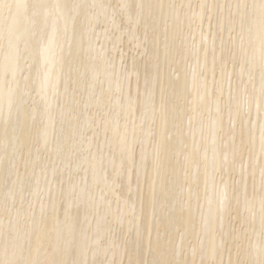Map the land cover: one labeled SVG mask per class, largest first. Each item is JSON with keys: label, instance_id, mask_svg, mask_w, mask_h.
Listing matches in <instances>:
<instances>
[{"label": "bare ground", "instance_id": "obj_1", "mask_svg": "<svg viewBox=\"0 0 264 264\" xmlns=\"http://www.w3.org/2000/svg\"><path fill=\"white\" fill-rule=\"evenodd\" d=\"M0 264H264V0H0Z\"/></svg>", "mask_w": 264, "mask_h": 264}, {"label": "rangeland", "instance_id": "obj_2", "mask_svg": "<svg viewBox=\"0 0 264 264\" xmlns=\"http://www.w3.org/2000/svg\"><path fill=\"white\" fill-rule=\"evenodd\" d=\"M122 48V47H121Z\"/></svg>", "mask_w": 264, "mask_h": 264}]
</instances>
